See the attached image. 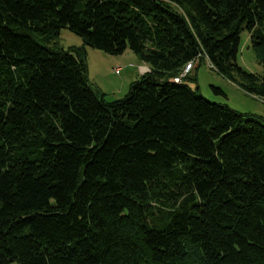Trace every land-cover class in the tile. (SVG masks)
I'll use <instances>...</instances> for the list:
<instances>
[{
    "label": "trees",
    "instance_id": "1",
    "mask_svg": "<svg viewBox=\"0 0 264 264\" xmlns=\"http://www.w3.org/2000/svg\"><path fill=\"white\" fill-rule=\"evenodd\" d=\"M242 30L264 66V0H0V264H264V120L171 80L264 97ZM85 46L149 71L108 102Z\"/></svg>",
    "mask_w": 264,
    "mask_h": 264
},
{
    "label": "rangeland",
    "instance_id": "2",
    "mask_svg": "<svg viewBox=\"0 0 264 264\" xmlns=\"http://www.w3.org/2000/svg\"><path fill=\"white\" fill-rule=\"evenodd\" d=\"M81 44V37L67 28H61L54 46L67 49ZM85 48L90 86L108 102L123 98L130 84L140 76L138 66L144 63L128 48L121 54H108L88 46ZM237 63L247 72L264 76V66L257 62L246 30L240 32ZM116 67H119L118 72H115ZM188 71L189 76L183 81L206 100L225 104L243 114L258 115L264 120V97L245 91L242 85L246 81L240 76L235 75L234 80H230L209 67L205 60L196 62Z\"/></svg>",
    "mask_w": 264,
    "mask_h": 264
},
{
    "label": "built area",
    "instance_id": "3",
    "mask_svg": "<svg viewBox=\"0 0 264 264\" xmlns=\"http://www.w3.org/2000/svg\"><path fill=\"white\" fill-rule=\"evenodd\" d=\"M205 61H206V59H205ZM196 62H198V57H195L194 59H192V60H190V61H188L186 64H185V66H184V68L181 70V72L178 74V75H176V76H174L173 78H178L179 80H181L182 78H183V76L186 74V72H188V70L196 63ZM207 63V62H206ZM209 66V65H208ZM209 67H211V66H209ZM119 71V67H116V69H115V72H118ZM149 71V68H143L142 66L140 67V72L141 73H145V72H148Z\"/></svg>",
    "mask_w": 264,
    "mask_h": 264
},
{
    "label": "bare ground",
    "instance_id": "4",
    "mask_svg": "<svg viewBox=\"0 0 264 264\" xmlns=\"http://www.w3.org/2000/svg\"><path fill=\"white\" fill-rule=\"evenodd\" d=\"M205 59H206L207 65H209V66L212 67V65H211L210 62L208 61L207 57H205ZM142 67H143V68H148L147 66H142ZM182 79H183V78H182ZM182 79L179 80L178 78H172L171 80H172L174 83H180V82L182 81Z\"/></svg>",
    "mask_w": 264,
    "mask_h": 264
},
{
    "label": "crops",
    "instance_id": "5",
    "mask_svg": "<svg viewBox=\"0 0 264 264\" xmlns=\"http://www.w3.org/2000/svg\"><path fill=\"white\" fill-rule=\"evenodd\" d=\"M141 66H147V65H145V64H140V65L138 66L139 68H138L137 73H138L139 75L142 74V73L140 72V67H141Z\"/></svg>",
    "mask_w": 264,
    "mask_h": 264
}]
</instances>
